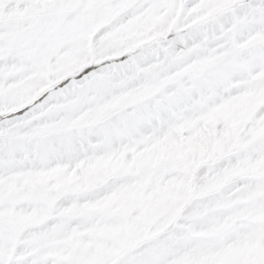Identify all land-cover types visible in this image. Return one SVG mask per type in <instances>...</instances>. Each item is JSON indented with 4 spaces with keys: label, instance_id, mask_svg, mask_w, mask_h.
Here are the masks:
<instances>
[{
    "label": "snow or ice",
    "instance_id": "1",
    "mask_svg": "<svg viewBox=\"0 0 264 264\" xmlns=\"http://www.w3.org/2000/svg\"><path fill=\"white\" fill-rule=\"evenodd\" d=\"M0 264H264V0H0Z\"/></svg>",
    "mask_w": 264,
    "mask_h": 264
}]
</instances>
